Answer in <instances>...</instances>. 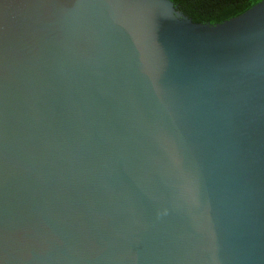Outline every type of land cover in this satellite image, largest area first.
I'll use <instances>...</instances> for the list:
<instances>
[{"label":"water","instance_id":"water-1","mask_svg":"<svg viewBox=\"0 0 264 264\" xmlns=\"http://www.w3.org/2000/svg\"><path fill=\"white\" fill-rule=\"evenodd\" d=\"M0 264H264V0H0Z\"/></svg>","mask_w":264,"mask_h":264},{"label":"trees","instance_id":"trees-1","mask_svg":"<svg viewBox=\"0 0 264 264\" xmlns=\"http://www.w3.org/2000/svg\"><path fill=\"white\" fill-rule=\"evenodd\" d=\"M196 23L218 24L247 10L256 0H170Z\"/></svg>","mask_w":264,"mask_h":264}]
</instances>
